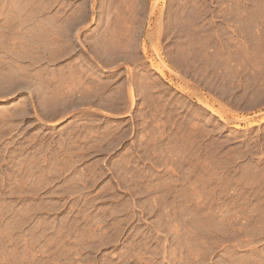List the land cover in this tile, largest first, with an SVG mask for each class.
Instances as JSON below:
<instances>
[{
	"label": "rangeland",
	"instance_id": "374dc122",
	"mask_svg": "<svg viewBox=\"0 0 264 264\" xmlns=\"http://www.w3.org/2000/svg\"><path fill=\"white\" fill-rule=\"evenodd\" d=\"M0 264H264V0H0Z\"/></svg>",
	"mask_w": 264,
	"mask_h": 264
},
{
	"label": "bare ground",
	"instance_id": "6f19581e",
	"mask_svg": "<svg viewBox=\"0 0 264 264\" xmlns=\"http://www.w3.org/2000/svg\"><path fill=\"white\" fill-rule=\"evenodd\" d=\"M221 117V116H220Z\"/></svg>",
	"mask_w": 264,
	"mask_h": 264
}]
</instances>
